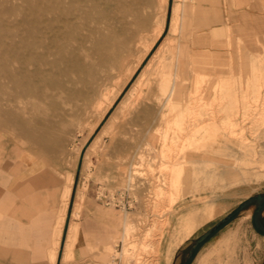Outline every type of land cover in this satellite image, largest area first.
Wrapping results in <instances>:
<instances>
[{
    "label": "rangeland",
    "instance_id": "obj_1",
    "mask_svg": "<svg viewBox=\"0 0 264 264\" xmlns=\"http://www.w3.org/2000/svg\"><path fill=\"white\" fill-rule=\"evenodd\" d=\"M228 1L168 0L162 33L124 89L165 35L190 47L197 39L200 55L193 65L187 56L182 57L188 63L181 67V98L170 101L165 121L154 120L151 145L139 150L131 166L111 163L113 151L105 145L109 138L104 131L102 145L87 149L82 142L89 144L101 132L108 113L122 95L91 131L101 102L112 93L129 62L152 35V26L161 13L157 2L149 10L148 28L131 43L117 65H96L93 77L88 83L78 82L72 96L69 93L58 98L53 108L45 105L24 123H0V158L4 147L15 146L42 161L55 175L64 176V188L70 185L66 226L71 224L68 234L76 250L84 251V257L75 261L72 252L66 264H198L199 257L223 243L229 248L218 251L219 258L213 252L212 264H264V201L258 208V202L252 200L264 194V52L251 56L246 65L242 57L237 75L219 74V68L211 63V54L203 55L201 49L213 46L218 31H227V26L212 32L197 23L202 13L214 17L213 26L221 17L226 23ZM178 2L182 11L175 29L170 30L169 8ZM14 5L25 7L21 0H8L9 8ZM67 5L65 0L63 7ZM18 18L11 13L10 24ZM158 126L166 129L165 136ZM208 207L213 208V215L197 221L166 257L168 244L183 233L179 218L188 211ZM97 209H103L100 215L106 219L105 225L113 226L114 233L102 245L85 247L93 242L84 237L102 227L87 228L81 222ZM126 215L129 225L124 228ZM229 215L196 244L203 233ZM63 241L55 264H61ZM0 264L31 263L18 253L0 249Z\"/></svg>",
    "mask_w": 264,
    "mask_h": 264
},
{
    "label": "bare ground",
    "instance_id": "obj_2",
    "mask_svg": "<svg viewBox=\"0 0 264 264\" xmlns=\"http://www.w3.org/2000/svg\"><path fill=\"white\" fill-rule=\"evenodd\" d=\"M64 1L21 0L24 8L16 5L9 8L8 0H0V123L4 124L7 120L24 123L34 113L44 109L45 105L53 108L58 98L69 93L72 96L78 82L88 83L89 78L93 77L96 65L106 68L117 65L129 51L131 43L148 28L149 10L157 2L161 13L152 26V35L146 38L129 62L112 93L101 102L91 131L122 95L108 113L101 132L89 144L82 142L87 149L102 145L101 133L104 131L109 138L105 145L113 151L111 163L119 167L131 166L134 158L139 157L136 156L139 150L151 145L149 137L154 120L165 121L170 101L180 100L183 87L181 67L187 65L188 60L192 65L196 63L200 55L196 47L199 42L195 39L190 47L165 35L124 89L162 33L168 0H66L68 5L63 7ZM181 11L179 2L169 8L172 13L170 30L175 29ZM11 13L19 15V21L15 24H10ZM213 18L209 13H202L197 23L215 32ZM183 56L188 57L186 62L182 60ZM157 130L166 135V129L158 126ZM41 147L45 148L46 145ZM69 192L70 185H67L46 249L47 264H55L57 259ZM212 215L213 208L209 207L182 215L179 225L183 233L168 244L166 257L171 255L183 237H187L197 221ZM128 225L126 215L124 228ZM108 232L111 237L114 230L111 228ZM228 248V243L220 244L214 251L199 257L197 263L212 264L213 252L216 253L215 258H219L218 251ZM72 252L75 253L74 243L68 234L59 263L66 264Z\"/></svg>",
    "mask_w": 264,
    "mask_h": 264
},
{
    "label": "crops",
    "instance_id": "obj_3",
    "mask_svg": "<svg viewBox=\"0 0 264 264\" xmlns=\"http://www.w3.org/2000/svg\"><path fill=\"white\" fill-rule=\"evenodd\" d=\"M228 2L227 22L223 23L221 17L215 26L220 29L226 24L227 31L219 30L213 46L203 48L201 52L203 55L211 54V63L219 68V74L232 76L239 73L242 57L246 65L251 56L264 52V0ZM64 185V176L55 175L42 161L18 151L15 146L4 147L0 158V249L20 254L25 262L45 264L46 249L62 202ZM70 196L71 193L66 202L60 247L63 240L64 245L71 227V224L66 226ZM102 210L97 209L93 217H86L81 222L87 228L88 225L102 227L92 236L84 237L86 241L93 242L85 247L102 245L110 239L108 231L114 229L111 224L105 225L106 219L100 215ZM74 250L75 261L84 257V251L76 250V243Z\"/></svg>",
    "mask_w": 264,
    "mask_h": 264
},
{
    "label": "water",
    "instance_id": "obj_4",
    "mask_svg": "<svg viewBox=\"0 0 264 264\" xmlns=\"http://www.w3.org/2000/svg\"><path fill=\"white\" fill-rule=\"evenodd\" d=\"M252 200H255L256 202H258V203H257V206H258V208H259V207L261 206V202L264 201V194H258V195H256L255 198L252 199ZM252 200H250V201H252ZM242 206H243V205H241L240 207H242ZM230 216H231V215H229V216H227V217L221 219L218 223H216V224L214 225V227H212L211 229H209L208 231H206L205 233H203V234H202V235L196 240V244L202 242V241H203V240H204V239L210 234V232H211L216 226H218L220 223L226 221L228 218H230ZM255 218H256V215H255ZM255 225H256L257 227H259V224L257 223V221H255ZM262 230H264V229H262Z\"/></svg>",
    "mask_w": 264,
    "mask_h": 264
}]
</instances>
